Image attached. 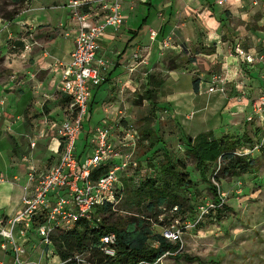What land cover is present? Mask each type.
<instances>
[{
  "label": "crops",
  "instance_id": "crops-1",
  "mask_svg": "<svg viewBox=\"0 0 264 264\" xmlns=\"http://www.w3.org/2000/svg\"><path fill=\"white\" fill-rule=\"evenodd\" d=\"M67 1L49 0L43 4L27 0L11 19L3 18L0 13V221L20 210L24 187L32 185L27 175L29 168L32 166L39 174L58 158L60 139L49 125L69 115L68 103L56 87L76 35V22L70 17ZM130 1L121 3V26L115 32L107 30L98 40L96 57L105 59L106 64L99 69L102 80L90 90L82 128L75 138V154L79 159L77 141H82V150L87 147L89 151L90 130L101 123L97 121L90 126L88 118H123L118 121L122 127L116 121L110 125V130L117 129L119 134L128 126L125 118H139L133 108L146 101L136 103L135 99L147 87L146 71L150 68L162 72L159 74L162 83L155 96L161 93L160 105L163 106H157L155 99V107L161 108L159 119L164 125H178L176 117H182L187 125L179 130L191 137L206 131L213 137L234 135L232 138L239 132L250 135L248 128L253 131L259 127L260 133L264 131V114L255 118L254 126L246 128L248 125L244 122L250 101L261 89L258 69L227 53L232 44H239L248 52L264 51L263 0L255 5L249 0H225L222 4L215 0H160L155 12L160 11L162 17L154 12L155 18L149 20L147 13L140 18L131 15L134 6ZM197 8L200 11L197 12ZM256 12L259 16L254 21L255 27L248 26L246 21ZM180 17L181 21L177 22ZM231 19L244 21V24L229 28L233 35L225 40L221 37L226 32L225 26L232 27ZM149 30L156 32L153 39L149 38ZM167 35L171 36V44L162 51L160 40ZM11 42H18V47L11 49ZM190 50L191 61L183 67L164 70V56L189 57ZM135 53L139 55L138 60L132 58ZM199 60L204 61L203 66L207 63L208 68L215 61V71L225 69L228 78L225 93H207L204 85L199 86V81L205 82L211 72L203 75L204 67L197 63ZM194 78L197 79L196 91L192 89ZM237 104L239 107L235 106ZM233 110L244 111L238 132L232 131L238 123L236 118H231ZM223 111L228 112V120L219 124ZM171 132V128L167 130ZM111 135H108L109 140L114 137ZM31 141L34 146L30 145ZM16 239L27 248L32 259L31 247L36 246L32 244L34 235L28 243L18 235ZM1 244L0 237V250L4 260L9 261L10 254ZM51 260L53 258L44 260L43 264L53 263ZM0 264L3 263L0 261Z\"/></svg>",
  "mask_w": 264,
  "mask_h": 264
},
{
  "label": "built area",
  "instance_id": "built-area-1",
  "mask_svg": "<svg viewBox=\"0 0 264 264\" xmlns=\"http://www.w3.org/2000/svg\"><path fill=\"white\" fill-rule=\"evenodd\" d=\"M122 1L124 0L67 2L71 10L70 17L76 22V35L69 60L64 66L56 90L68 97L70 116L49 125L60 139L57 161L39 174H36L32 166L29 168L27 175L32 185L24 187L20 210L0 221L1 245L10 254V264H43L42 257L25 259L28 250L17 241L16 235L25 238L29 230H35L41 238L40 242L46 243L49 235L58 227L70 226L78 219L97 221L98 217L94 209L106 202L117 201L114 193L117 190L118 173L124 169L125 163L115 158L118 156L119 148L134 146L138 139L137 132L131 127L123 128L117 144L118 149H114L115 146L108 136L110 126L104 122L96 124L90 130L92 135L90 150L83 159L76 156L74 142L82 128V117L87 110L90 90L102 80L99 69L106 64L105 59L96 57L99 50L98 40L107 30L115 32L121 26ZM215 1L218 4L225 2V0ZM257 1L259 0H249L251 5L257 4ZM85 3L98 4L99 18L92 19L89 12L80 10V6ZM155 35L154 30H149L150 39ZM170 44L171 36L167 35L160 40V49L163 51ZM27 47L28 45H24V48ZM227 53L241 63L258 69L261 89L250 101L249 113L245 117V121L251 122L255 117L264 114V51L248 52L239 44H232L228 46ZM138 57V54H132V58ZM204 81L207 93L223 94L228 82L227 73L225 69L210 72ZM30 145L34 146V142L31 141ZM262 145H264V131L259 143L251 148L258 149ZM247 152L248 146L234 151L236 155H245ZM100 163L108 164L106 171L91 179V171ZM214 185L218 187L215 182ZM161 234L171 242L176 241L178 237L172 226L162 228ZM101 241L111 243L113 234L103 235ZM103 251L110 256L113 254V251L107 247ZM62 262L56 261L51 264Z\"/></svg>",
  "mask_w": 264,
  "mask_h": 264
},
{
  "label": "rangeland",
  "instance_id": "rangeland-1",
  "mask_svg": "<svg viewBox=\"0 0 264 264\" xmlns=\"http://www.w3.org/2000/svg\"><path fill=\"white\" fill-rule=\"evenodd\" d=\"M35 1L46 4L49 0ZM148 1L149 0H131V5L134 6V10L131 12V15L135 14L140 18L141 16H145L147 13V15L150 16L148 20L153 18L154 12L159 8L161 1L150 0L149 5ZM21 4L23 5L24 3L22 2L16 5L15 8L21 7ZM13 7L14 4L12 3V0H0V11L3 12L12 10ZM196 10L197 12L200 11L198 8ZM87 11L92 16V19H97L100 16V9L98 5L91 7L89 10L87 9ZM155 14L158 17H162V13L160 11H156ZM193 14L196 13L193 11ZM258 16V12L250 16L246 21L248 26L252 25L255 27L254 21ZM178 20L181 21V17L177 18V22ZM230 21L232 23V27L225 26L226 32L222 35V37L220 36L225 40V37L230 40V36L233 35L229 32V28L232 29L238 24H244V21H240L238 19L237 21L235 19H231ZM172 28L174 30L175 26ZM199 34H201V32ZM164 57H166L165 62H168V65H170V60L177 61V58H179V66L181 67L193 58L191 50L189 57L185 55L180 56V54L174 56L167 55ZM165 62L163 68L164 70H169L170 67L166 66ZM203 62L204 61H202V63ZM214 62L215 61L212 62V67L210 66L209 68L207 63H204L203 66L201 60L197 63L204 67L203 75H205L209 71H215L217 63ZM233 68L234 67L231 66V75L232 78L235 79ZM161 73V71H156L154 68H150L146 71V75L154 74L155 77H158ZM180 85L182 86V83ZM203 85L205 88V83L200 80L199 86L203 87ZM154 99L158 102L157 106H163V104L160 105L162 102V95L160 92L157 93ZM235 106L239 107V104ZM160 107L154 106V119L150 123L151 128L158 135L160 142L152 149H149L147 147V141L138 138L132 148H119L118 156L115 158L119 162L123 161L125 163V167L120 173V180L123 179L127 188L136 187L137 182L141 181L143 177L149 175L151 173V169L147 162L157 165L160 161H162L164 153L170 155L173 160L178 158L182 159L185 164L184 172L187 174L189 179L195 180L197 183L195 189L189 188L185 191V197L193 204V213L189 214V212L183 208L181 212H178L171 218L170 213L167 210L157 215V220H161L163 216H166V219L163 221V226H172V229L176 231L178 235L176 241L179 243L177 251L181 256L179 258H175V255L169 254L167 256H163L159 260V263L197 264V262H199L198 264H264V145L258 149L251 148L254 144L256 145L259 143L262 133H260L259 127H252V129H255L253 131L248 128L249 126L255 125L256 117L251 122L244 121L248 125L246 127L248 128L246 129L247 133L250 134L248 136L251 137V145L248 146V152L245 156L254 160L253 167L244 173L231 176L225 175L218 181H214V179H211L210 177L212 165L206 168L205 176L210 180V182L213 184L215 182L217 184L219 195L222 193V195H220V201L223 202V208L219 207L218 210L214 211L213 198L207 189V183L199 178L198 172L192 165L191 158L185 156L183 153V150L185 149V134L179 129L185 127L187 125V121H185L182 117L177 116L176 119L178 121V125H173V127L170 125H164L163 121L159 119L162 116ZM150 109L151 103L149 101H145V103L140 105H135L133 112L137 115L136 117L139 118H125V125L128 126H124V128L131 127L138 135V128L142 123L141 118L148 115ZM233 111L234 112H231V118H236L238 123L236 124V128L232 129V131L238 132L240 131L241 125L239 122L242 118H244V111ZM227 115L228 112L223 111L222 119H220L218 123H226L228 120ZM120 119L123 120V118H88V123L92 126L95 122L100 121L101 123L104 122L108 126H112V124L116 121L117 125L122 127L123 125L118 122ZM170 128L172 129V132L167 133V130H170ZM108 130V134H112L114 136H110L113 137L110 141L114 144V149H118L117 144L121 133L119 134L117 129L116 131L112 129L110 130V128ZM241 135L242 133L239 132L238 135L235 136V138L237 137V139H239L238 144L240 145L237 150H242L246 147L244 144L241 145ZM231 136L234 137V135ZM77 143V151L81 154V159H83L85 154L88 152V148L86 147L85 150H82L81 140H78ZM3 153L5 154L4 151ZM124 200L125 192L122 191L117 203L113 204L111 206V210L104 212L103 215L111 219L121 218V216H125L126 214L134 211V209H128L125 206ZM167 220L169 224H166ZM152 228L155 232L160 230V228L156 227L155 224ZM39 239L38 234L35 233L32 244L36 246L32 245L33 247H31V251H33L31 252L33 257L32 259L42 257L43 261H47L53 258L51 261L56 262L57 257L53 253L46 255L45 252H42L43 243H41ZM29 254L30 252L28 253V256L26 255L25 259H31ZM72 256H74L76 260L75 264H91L86 254L80 256L74 253ZM0 261L3 264H10V260H4L1 250Z\"/></svg>",
  "mask_w": 264,
  "mask_h": 264
},
{
  "label": "trees",
  "instance_id": "trees-1",
  "mask_svg": "<svg viewBox=\"0 0 264 264\" xmlns=\"http://www.w3.org/2000/svg\"><path fill=\"white\" fill-rule=\"evenodd\" d=\"M26 1L12 0L14 4L12 10L0 11L1 16L5 19H11L18 9L26 4ZM22 2L24 4H21V7L15 8L16 5ZM95 5L98 4L95 3ZM95 5L85 3L80 6V10L88 12L87 9L89 10ZM16 43L18 42H11L10 48L16 49L18 47ZM165 63L166 66L170 67L169 70L179 66V60H170V65H168V62ZM161 83V76L155 77L154 74H148L147 87L135 99L136 103L141 102L143 99L151 103L148 115L141 118L142 123L138 128V138L147 141L149 149L160 142L150 123L154 119L153 108L155 106L156 89ZM196 84L197 79L194 78L192 80L194 91H196ZM63 96L65 101L69 103L68 97ZM68 114L67 118L70 116L69 106ZM240 139L242 141L241 145L251 144V139L246 135L242 134ZM238 140L228 136L213 137L210 131L200 132L192 137L189 135L184 137L185 149L183 153L191 158L192 165L198 172L199 178L207 183V189L213 198L214 211L218 210L219 207L223 208V202L220 201L216 186L205 176L206 168L212 165L210 177L214 181H218L225 175H237L253 167V159L234 153L240 147ZM147 164L151 169V173L137 182L134 188H127L123 179L120 180L121 172L118 173L117 190L114 193L115 200L118 201L122 191H124V204L128 209H134V211L121 216V218L111 219L104 216L103 213L110 211L111 206L117 201L99 205L94 209L96 217H98L97 221L95 219H78L70 226L58 227L54 233L49 235L48 242L43 243V252L46 255L53 253L57 257V261H63L61 264H75L76 260L72 256L74 253L80 256L86 254L91 264H160L161 256L173 254L175 258L181 257L177 251L178 241H168L161 234L166 216H163L161 220H157V215L167 210L171 218L181 212L183 208L189 214L193 213V204L185 197V191L189 188L195 189L197 183L195 180L188 178L184 172L185 164L180 158L173 160L170 155L164 153L162 161L157 165L150 162H147ZM107 167V163H100L91 171L90 178L94 179L103 174ZM168 220L166 224H169ZM154 224L160 228L159 231L155 232L153 230ZM35 233V230H29L25 242H30L31 236ZM110 233L113 234V241L111 243L102 242L101 237ZM106 247L113 251L111 256L104 253L103 250Z\"/></svg>",
  "mask_w": 264,
  "mask_h": 264
}]
</instances>
